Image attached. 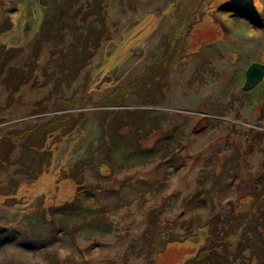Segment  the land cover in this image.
Masks as SVG:
<instances>
[{"label": "rangeland", "instance_id": "rangeland-1", "mask_svg": "<svg viewBox=\"0 0 264 264\" xmlns=\"http://www.w3.org/2000/svg\"><path fill=\"white\" fill-rule=\"evenodd\" d=\"M264 0H0V264H264Z\"/></svg>", "mask_w": 264, "mask_h": 264}, {"label": "water", "instance_id": "water-1", "mask_svg": "<svg viewBox=\"0 0 264 264\" xmlns=\"http://www.w3.org/2000/svg\"><path fill=\"white\" fill-rule=\"evenodd\" d=\"M264 79V65L254 63L246 72V80L243 87L244 92L255 89Z\"/></svg>", "mask_w": 264, "mask_h": 264}]
</instances>
